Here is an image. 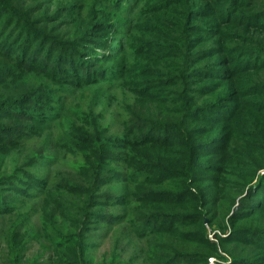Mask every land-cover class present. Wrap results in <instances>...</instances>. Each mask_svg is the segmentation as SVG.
<instances>
[{"label":"rangeland","instance_id":"1","mask_svg":"<svg viewBox=\"0 0 264 264\" xmlns=\"http://www.w3.org/2000/svg\"><path fill=\"white\" fill-rule=\"evenodd\" d=\"M0 10V78L35 93L28 114L0 127V180L11 183L0 191V264H159L164 227L145 218L146 203L194 159L178 164L166 153L175 132L144 129L137 116L177 117L181 80L166 75L181 71L190 96L217 109L202 127L221 161L234 143L264 138V0H0ZM160 30L173 45H152ZM216 67L233 78L253 71L240 78L253 96L230 94ZM258 159L246 193L220 202L226 237L264 181V151Z\"/></svg>","mask_w":264,"mask_h":264},{"label":"trees","instance_id":"2","mask_svg":"<svg viewBox=\"0 0 264 264\" xmlns=\"http://www.w3.org/2000/svg\"><path fill=\"white\" fill-rule=\"evenodd\" d=\"M26 14L29 15L30 11ZM156 18L162 25L165 24L164 15H157ZM91 34H95V28ZM160 34L162 36L159 39L165 44L152 43L155 48L164 49L173 45L172 41L166 39L163 31L160 30ZM85 38H88L87 34ZM62 45L63 50L68 47L66 43ZM53 47L56 50V57H53L55 64H59L64 60L63 51L55 42ZM202 55L204 54L197 55V59ZM252 72L249 70L237 73L233 78L227 77L224 68L216 67L213 74L226 78L223 87L230 94L253 96L252 92H255L256 88L245 87V82L241 80L253 76L255 73ZM166 78L169 82L181 80L182 89L176 93L180 98L178 105L181 106L177 117L148 110L146 114H138L136 121L148 130L172 129L176 136L174 141L169 143L166 153L178 164H183L189 159L191 162L194 160L189 170L181 166L178 170L169 171L168 189L157 194L150 192L145 218L159 221L164 227L153 253L156 254L159 264H211L212 259H215L217 264H264V181L262 185L251 190L241 203V209L237 210L230 220L231 231L227 237V224L225 219L220 217V214L224 213L220 207L221 200L232 201L233 198L242 197L255 181L258 171L263 170L262 167L259 168L258 155L264 151V138L248 136V141L240 145L234 143L232 160L221 161L219 149L213 145L210 138L212 131L202 127L210 120H216L217 116L211 114L212 110L217 109L212 107L214 105L201 107L200 103L190 96L189 75L172 70L167 73ZM8 82L7 79L0 78V127L8 126L4 123L10 118L18 117V109L28 114L29 109L35 106V93L28 85L18 79L13 83ZM235 95L230 96L232 98ZM246 110H240V114H245ZM11 111H14V114H11ZM187 116L191 119H187ZM251 116L257 118L259 114L251 112ZM194 164L197 172L192 175ZM190 181L194 189L187 188ZM8 184H11L8 180H0V191ZM259 193L262 196L258 200L253 199ZM206 215L211 216L209 227L205 220ZM217 229L224 232L223 236L215 233ZM211 233H215L213 240L210 239Z\"/></svg>","mask_w":264,"mask_h":264},{"label":"built area","instance_id":"3","mask_svg":"<svg viewBox=\"0 0 264 264\" xmlns=\"http://www.w3.org/2000/svg\"><path fill=\"white\" fill-rule=\"evenodd\" d=\"M217 262H216V260L215 259H212L211 260V264H216Z\"/></svg>","mask_w":264,"mask_h":264}]
</instances>
